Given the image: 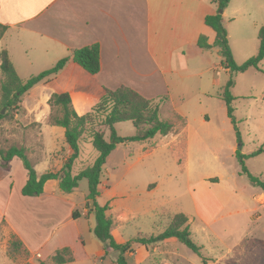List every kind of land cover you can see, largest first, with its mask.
Segmentation results:
<instances>
[{
    "label": "crops",
    "instance_id": "obj_1",
    "mask_svg": "<svg viewBox=\"0 0 264 264\" xmlns=\"http://www.w3.org/2000/svg\"><path fill=\"white\" fill-rule=\"evenodd\" d=\"M216 11L212 0H0V29L6 27L0 36V49L8 52L16 72L15 57L10 47L4 45L10 33L16 36L21 47L25 44L24 54L17 58L26 69L35 63L39 70H44L73 49L93 43L99 45L97 74H90L69 60L50 81L40 82L24 94L17 105L19 112L11 115L21 124L19 134L14 137L18 146L24 148L36 173L58 172L71 153L65 142L64 128L49 121L48 100L52 93L67 92L76 113L83 115L98 102L104 88L124 85L148 99L166 97L161 107L171 105V112L184 120L174 98L182 96L179 91L186 84L190 64L199 57L210 60L207 51L219 53L217 47L203 49L197 45L200 36L206 37L209 44L214 42L215 32L205 24V16ZM225 15L226 8L222 18ZM27 50L34 54L33 59L29 58ZM26 180L27 171L20 158L4 162L0 156V226L5 229L0 249L5 251L14 236L29 253V264H33L34 257L43 260L40 264H55L51 257L63 247H68L73 257L63 264H105L111 250L106 251L93 233L92 210L88 205L77 210V204L69 198L77 187L64 199L69 204L63 216L58 179L47 180L37 196L21 193ZM106 185V181L100 180L97 198H100V186L104 193L107 189L108 194L115 195L114 188H106ZM255 198L264 206L261 189ZM111 209L108 205L107 214L113 220V228L122 221L110 213ZM82 217L86 219L84 229L79 228ZM140 234L155 233L139 232L130 240L131 250L124 255L127 264L189 263L178 253L177 239L171 237L143 245L133 241ZM200 258L205 261L202 253Z\"/></svg>",
    "mask_w": 264,
    "mask_h": 264
},
{
    "label": "rangeland",
    "instance_id": "obj_2",
    "mask_svg": "<svg viewBox=\"0 0 264 264\" xmlns=\"http://www.w3.org/2000/svg\"><path fill=\"white\" fill-rule=\"evenodd\" d=\"M222 23L233 60L241 64L258 50L264 0H230ZM15 37L8 34L4 45L10 47L17 74L25 81L43 70L35 63L27 69L20 66L17 55L24 54L25 44L21 47ZM27 53L33 59L34 54L29 50ZM206 54L210 60L199 57L190 64L186 84L179 91L182 96L174 98L185 119L174 120L171 105H163L160 119L175 121L167 137L156 135L146 141L117 144L106 158L100 176L101 182L106 181V188H114L115 195L108 194L107 189L104 193L100 186V198L96 201L98 205H111L110 213L122 221L111 230L115 240L130 241L139 232L156 234L165 229L171 216L184 213L189 218L190 236L205 258L202 260L176 241L178 253L188 264H213L216 259L215 264H264V206L255 198L260 188L251 185L242 172L245 167L264 181V58L259 69L249 68L234 77L231 105L238 121L237 138L221 98L229 73L221 67L218 51ZM2 81L0 71V86ZM17 108H11L9 115L0 120L1 151L19 147L14 136L19 134L21 124L11 117L19 112ZM114 128L121 137H130L136 131L131 121L116 123ZM108 135L106 131L105 139ZM257 150L260 151L252 154ZM236 152L246 155L243 164ZM96 157L93 145L81 142L79 156L72 166L73 175ZM87 193L88 181L82 178L69 197L77 204V210L87 206ZM61 194V213L65 216L69 203L64 199L69 195ZM81 219L79 228L84 229L86 219ZM3 231L0 226V248L4 244ZM10 242L11 239L5 251L0 249V264H29V253L24 248L11 247ZM115 260L116 253L109 251L105 264H116ZM41 261L32 259L33 264Z\"/></svg>",
    "mask_w": 264,
    "mask_h": 264
},
{
    "label": "trees",
    "instance_id": "obj_3",
    "mask_svg": "<svg viewBox=\"0 0 264 264\" xmlns=\"http://www.w3.org/2000/svg\"><path fill=\"white\" fill-rule=\"evenodd\" d=\"M216 6L215 14L205 16V24L215 32V39L212 44L207 42L206 37L200 36L197 45L206 49L217 47L221 53L222 66L227 69L229 77L221 91V98L225 103L227 116L232 124L237 138L240 133L237 128L238 121L233 114L231 105L233 100L232 89L235 85L234 77L238 73L245 72L249 68L259 69V64L264 58V25L258 29V50L256 54L241 64H237L232 57L228 45L227 31L222 23V13L230 0H212ZM6 29L2 26L0 35ZM80 65L90 74H97L100 70L99 45L93 43L77 49L60 58L53 66L47 68L36 75L22 81L18 76L8 52L0 50V71L3 81L0 86V120L9 115L11 108L17 107L24 94L40 82L50 81L69 61ZM166 97L158 99H148L128 86H119L115 89L104 88L102 96L92 108L83 115H78L74 110L70 96L67 92L52 93L48 104L50 106L49 121L52 125L64 128L65 142L69 146L71 153L63 162L58 172H44L40 175L36 173L31 162L27 158L23 147L12 146L6 151L0 150L1 159L4 162L10 161L13 157L21 159L27 171V180L21 189L24 196H37L43 191V184L49 179H58V186L62 192L70 193L82 178L88 181V193L86 196L87 205L92 210L95 217L93 233L105 246V250L116 253L117 264H127L125 253L131 250V241L118 243L111 234L113 225L112 218L107 214L108 205H98L97 196L99 194L98 185L102 167L108 155L115 149L116 145L128 141H146L156 135H167L174 129V120L182 119L175 112H172L173 119H160L159 111L161 105L165 103ZM4 110V113H2ZM56 112V115L51 113ZM131 121L135 127V134L130 137H121L117 134L114 125L119 122ZM103 127L100 129L99 127ZM108 131V139H105V132ZM89 141L97 151V157L87 167L81 169L76 174H72V166L80 153V143ZM257 150L252 154L259 152ZM240 163H244L246 155L236 152ZM242 172L247 176L251 185L258 187L264 193V181L252 175L245 167ZM73 218H76L73 212ZM175 238L187 246L192 252L201 256V247L191 238L188 229V220L183 213H176L170 217L167 226L156 234H140L133 239L143 245L156 244L168 238ZM13 248H23V245L16 237L11 238ZM25 249V248H24ZM26 251V249H25ZM72 253L68 247L57 250L51 257L55 264H63L72 261Z\"/></svg>",
    "mask_w": 264,
    "mask_h": 264
},
{
    "label": "water",
    "instance_id": "obj_4",
    "mask_svg": "<svg viewBox=\"0 0 264 264\" xmlns=\"http://www.w3.org/2000/svg\"><path fill=\"white\" fill-rule=\"evenodd\" d=\"M219 53H220V51H219ZM221 54V53H220ZM4 112V110H2V113Z\"/></svg>",
    "mask_w": 264,
    "mask_h": 264
}]
</instances>
